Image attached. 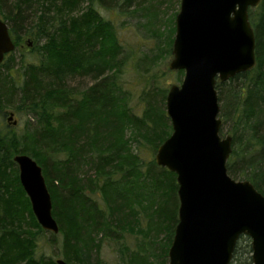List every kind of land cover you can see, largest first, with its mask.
Returning <instances> with one entry per match:
<instances>
[{"label": "trees", "instance_id": "trees-1", "mask_svg": "<svg viewBox=\"0 0 264 264\" xmlns=\"http://www.w3.org/2000/svg\"><path fill=\"white\" fill-rule=\"evenodd\" d=\"M85 1L0 0V18L16 45L0 66V264L58 261L37 256L38 236L46 232L21 185L14 162L19 154L43 169L67 264H95L94 251L100 254L102 241H120L125 233L144 235L149 249L156 235L165 236L153 254L145 249L131 256L125 245L124 264H169L179 223L177 175L155 160L145 163L133 149L137 138L157 152L172 135L165 111L168 91L149 89L139 115L130 108L120 79L127 65L120 36L99 11L117 0H91L77 11ZM250 21L256 66L225 83L218 81L219 117L221 136L228 126L233 139L229 175L250 181L264 195V0L250 10ZM30 22L34 28L27 29ZM26 34L35 39L34 46L28 43L32 49L17 64L16 51ZM77 77L91 78L93 84L78 93L68 85ZM160 95L164 108L158 106ZM16 97L17 111L28 117L19 132L3 122L9 116L5 107ZM142 213L149 234L140 229ZM252 254L251 239L242 236L232 264H252Z\"/></svg>", "mask_w": 264, "mask_h": 264}, {"label": "water", "instance_id": "water-1", "mask_svg": "<svg viewBox=\"0 0 264 264\" xmlns=\"http://www.w3.org/2000/svg\"><path fill=\"white\" fill-rule=\"evenodd\" d=\"M262 0H181L176 19L171 71L184 72L168 92L166 109L173 133L155 162L177 175L179 223L169 264H232L242 236L252 241V264H264V195L227 169L231 136L222 137L218 81L225 83L256 66V39L250 10ZM16 45L0 18V66ZM8 124L17 126L15 114ZM21 185L39 225L59 234L43 169L19 154ZM57 264H67L58 260Z\"/></svg>", "mask_w": 264, "mask_h": 264}, {"label": "rangeland", "instance_id": "rangeland-1", "mask_svg": "<svg viewBox=\"0 0 264 264\" xmlns=\"http://www.w3.org/2000/svg\"><path fill=\"white\" fill-rule=\"evenodd\" d=\"M90 1L91 0H86L83 2L77 11L82 12L85 10ZM115 1L116 0H114V2ZM32 7L35 11L38 8L37 3L34 2ZM107 8L108 10L105 11L103 7L99 6V11L105 18L112 20L119 33L124 49L122 57L124 61H127L123 74L120 76L121 84L124 90L129 93L128 103L130 108L139 115L141 113L142 97L145 96V93H147L149 89L160 87L159 91L166 88L169 92L171 87L180 86L183 82L184 72L170 70V64L174 59L173 44L176 35V19L180 12L181 0H133L129 5L125 3L124 0H117L113 5L107 4ZM31 10L32 9H29L28 12ZM78 13H76V15ZM33 26L34 25L31 26V22L26 25L27 29ZM30 42H32L34 46L35 39L27 34L24 35L22 43L16 51L17 64L21 61V55L27 54L28 51L32 49L28 46ZM44 43L45 40L40 42L39 45L41 46ZM168 50L170 52H167ZM18 66L19 65L16 67ZM119 74L117 72V75ZM152 76L158 78L157 81L153 82ZM92 84L93 81L91 78L82 77L72 78L68 82V85L71 88H75L78 93L88 89ZM156 91L157 89H155V92ZM167 95L168 94H166V97ZM166 97L165 111L169 124H171L170 118L167 115ZM13 100L14 102L12 105L6 106L4 112L8 114L10 112L15 113V120L18 121V125L8 126L19 132V130H23L28 117L24 111H17V107L19 106L18 98L16 97ZM161 101L162 95L159 97L158 106L164 108ZM7 102L8 101H6V103ZM8 117L7 115V118L3 119L5 124H8ZM228 129L227 126L224 130V137L230 136L228 134ZM134 142H136V144H133V149L135 153L141 157L142 161L148 163L149 161L155 160L157 152H152L150 147L148 148L143 141L137 143L139 142L137 138L134 139ZM94 198L99 202L101 207H104L100 195ZM140 219H143L139 224L140 229H143L145 233L148 232L149 234V231H146L147 222L144 220V213H142ZM160 235L159 237L156 235L152 244V249H149V239L138 233L135 235L125 233L124 238H121L120 241L104 239L101 243L100 254L96 256L97 251H94V261L96 262L94 263L124 264L125 256L121 251L125 245L129 247L131 256L132 253H137L140 250L144 251L145 249L148 252L150 251V254H153L157 252V247L164 240L165 234ZM151 236L153 237L155 234L152 233ZM62 250V236L60 234L54 237L51 233L46 232L38 236V257L44 254L46 258H51L54 261L63 260Z\"/></svg>", "mask_w": 264, "mask_h": 264}]
</instances>
